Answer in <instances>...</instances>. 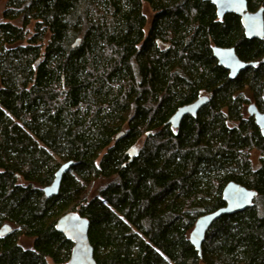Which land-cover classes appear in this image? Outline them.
<instances>
[{
  "label": "trees",
  "instance_id": "1",
  "mask_svg": "<svg viewBox=\"0 0 264 264\" xmlns=\"http://www.w3.org/2000/svg\"><path fill=\"white\" fill-rule=\"evenodd\" d=\"M213 46L257 64L230 79ZM263 55L264 41L246 38L237 15L218 18L208 0H6L0 227L12 229L0 235V264H66L72 242L54 223L67 211L88 219L96 264H264V137L245 107L264 111ZM200 95L208 100L195 116L167 123ZM228 181L255 190L253 203L215 220L198 253L189 233L224 205Z\"/></svg>",
  "mask_w": 264,
  "mask_h": 264
},
{
  "label": "water",
  "instance_id": "2",
  "mask_svg": "<svg viewBox=\"0 0 264 264\" xmlns=\"http://www.w3.org/2000/svg\"><path fill=\"white\" fill-rule=\"evenodd\" d=\"M208 1L215 6L218 18H222L226 13H233L239 17L246 38H256L264 41L263 7L249 10L247 0ZM80 40V37H77L72 46L78 45ZM212 53L218 65L228 71V77L230 79L235 78L246 67L257 64V61H244L239 59L234 47L213 46ZM261 62H264V55L261 58ZM207 100L208 97L206 95H200L194 101L179 106L168 118L167 123L173 127H178L184 116H195ZM247 113L253 116L255 124L264 137V111H260L254 103H250L247 106ZM122 135L123 131H119L116 139H119ZM72 165V160L60 163L54 173L52 181L42 189L46 197H51L58 192L63 175ZM254 196L255 190L247 188L235 181H228L225 184L222 189L224 205L200 215L195 220L193 228L189 233V241L198 253H200L205 233L212 223L224 214H231L250 207L253 203ZM54 228L63 234L67 240L72 242L70 256L66 264H96L94 248L88 238L89 221L87 218L77 212L67 211L56 219ZM11 229L9 224H3L0 227V235L8 233Z\"/></svg>",
  "mask_w": 264,
  "mask_h": 264
},
{
  "label": "rangeland",
  "instance_id": "3",
  "mask_svg": "<svg viewBox=\"0 0 264 264\" xmlns=\"http://www.w3.org/2000/svg\"><path fill=\"white\" fill-rule=\"evenodd\" d=\"M5 1L6 0H0V14L4 8ZM143 11H144V14H145L146 19H147V23H146V26L144 28V31L147 32V29L149 27V22L151 20L152 15H153V11L148 7V5L146 3L143 4ZM32 27H33V23L30 26H28V32L32 33ZM248 104H246V106H245L246 108H247ZM140 144H141V140L136 144V146L138 147V146H140ZM250 160L252 162L253 167L258 166V164H259V152L256 149H252L250 151ZM100 185H101V182H99V181H94V182H90L88 184H85L84 191L82 194V198H86V197L93 195L97 191V188ZM20 242L25 246H29V244L31 243V240L29 238L21 237Z\"/></svg>",
  "mask_w": 264,
  "mask_h": 264
},
{
  "label": "flooded vegetation",
  "instance_id": "4",
  "mask_svg": "<svg viewBox=\"0 0 264 264\" xmlns=\"http://www.w3.org/2000/svg\"><path fill=\"white\" fill-rule=\"evenodd\" d=\"M250 103H253V102H250ZM250 103H249V104H250ZM246 111H247V108H246Z\"/></svg>",
  "mask_w": 264,
  "mask_h": 264
}]
</instances>
